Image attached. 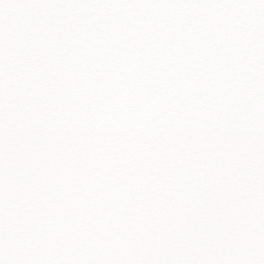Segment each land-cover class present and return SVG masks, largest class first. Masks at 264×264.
<instances>
[{
    "label": "snow or ice",
    "instance_id": "6c2138e0",
    "mask_svg": "<svg viewBox=\"0 0 264 264\" xmlns=\"http://www.w3.org/2000/svg\"><path fill=\"white\" fill-rule=\"evenodd\" d=\"M0 264H264V0H0Z\"/></svg>",
    "mask_w": 264,
    "mask_h": 264
}]
</instances>
